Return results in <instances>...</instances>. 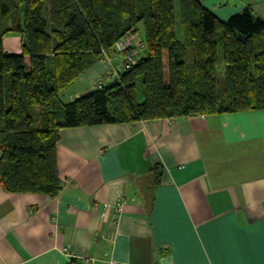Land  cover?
Listing matches in <instances>:
<instances>
[{
  "label": "crops",
  "instance_id": "1",
  "mask_svg": "<svg viewBox=\"0 0 264 264\" xmlns=\"http://www.w3.org/2000/svg\"><path fill=\"white\" fill-rule=\"evenodd\" d=\"M204 4L222 21L248 7L264 20V0ZM3 46L20 54L21 38ZM110 58L64 101L120 67ZM56 160L54 196L0 185V264H264V110L62 129Z\"/></svg>",
  "mask_w": 264,
  "mask_h": 264
},
{
  "label": "trees",
  "instance_id": "2",
  "mask_svg": "<svg viewBox=\"0 0 264 264\" xmlns=\"http://www.w3.org/2000/svg\"><path fill=\"white\" fill-rule=\"evenodd\" d=\"M204 1L0 0L2 189L58 194L62 129L263 111L264 20L248 7L222 21ZM142 25L146 47L135 65L102 89L63 101ZM8 35L21 38L20 54L4 51ZM162 171L152 168V186Z\"/></svg>",
  "mask_w": 264,
  "mask_h": 264
},
{
  "label": "built area",
  "instance_id": "3",
  "mask_svg": "<svg viewBox=\"0 0 264 264\" xmlns=\"http://www.w3.org/2000/svg\"><path fill=\"white\" fill-rule=\"evenodd\" d=\"M141 39L142 38L138 32L133 34L129 33L115 44L116 51L123 56L120 68L111 67V69L97 81V89H102L108 82H111V80L113 81L119 79L122 71L130 69L140 60L139 58L141 57V54H139V50L144 48V44ZM104 207L108 208L107 205ZM67 255L70 257L69 253H67ZM96 262L97 261L91 257L79 259V264H96Z\"/></svg>",
  "mask_w": 264,
  "mask_h": 264
},
{
  "label": "rangeland",
  "instance_id": "4",
  "mask_svg": "<svg viewBox=\"0 0 264 264\" xmlns=\"http://www.w3.org/2000/svg\"><path fill=\"white\" fill-rule=\"evenodd\" d=\"M225 20V19H224ZM140 32H138L139 34H140V36H141V41L143 42V44H144V48L146 47V44H145V41H144V39H143V34H144V32H145V28H144V25H142V26H140ZM181 29H182V27L180 26L179 27V35H180V37L182 36V33H181ZM144 48H142V49H140L139 50V54H142V52H143V50H144ZM114 53H115V55H116V57H118V59H121V60H123V56L119 53V52H117L116 51V49L114 50ZM141 58V57H140ZM139 58V59H140ZM105 60H107V61H109V62H112L113 60L111 59V58H107V59H105ZM223 67H224V65H223V62L221 61V63H220V65H219V74H218V80H219V92H220V95H222L223 94V92H224V89H225V86H224V83H223V85H222V80L224 79V76H223V74H222V71H223ZM116 68H120V67H116ZM121 74H122V72H121ZM99 80V79H98ZM110 80V79H109ZM108 80V81H109ZM111 82H113L112 80H111ZM111 82H108L107 83V85L109 84V83H111ZM98 87V86H97ZM97 89V88H96ZM62 99H63V101L64 100H67L68 98H66V97H64V95H63V97H62ZM64 102H66V101H64Z\"/></svg>",
  "mask_w": 264,
  "mask_h": 264
},
{
  "label": "water",
  "instance_id": "5",
  "mask_svg": "<svg viewBox=\"0 0 264 264\" xmlns=\"http://www.w3.org/2000/svg\"><path fill=\"white\" fill-rule=\"evenodd\" d=\"M135 33V32H132V34Z\"/></svg>",
  "mask_w": 264,
  "mask_h": 264
}]
</instances>
